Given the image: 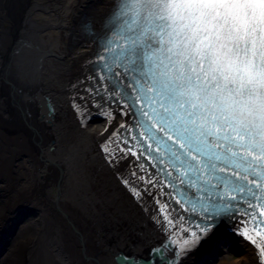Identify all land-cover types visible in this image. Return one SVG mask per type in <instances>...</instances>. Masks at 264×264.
<instances>
[{
  "label": "snow or ice",
  "instance_id": "obj_1",
  "mask_svg": "<svg viewBox=\"0 0 264 264\" xmlns=\"http://www.w3.org/2000/svg\"><path fill=\"white\" fill-rule=\"evenodd\" d=\"M78 35L73 117L103 124L102 169L160 237L117 264H196L234 237L264 264V0H108ZM0 91L24 99L8 64Z\"/></svg>",
  "mask_w": 264,
  "mask_h": 264
},
{
  "label": "bare ground",
  "instance_id": "obj_2",
  "mask_svg": "<svg viewBox=\"0 0 264 264\" xmlns=\"http://www.w3.org/2000/svg\"><path fill=\"white\" fill-rule=\"evenodd\" d=\"M107 4L0 0V67L10 65L24 90V99L17 97L19 120L0 91V264H117L120 254L148 257L160 241L100 165L95 148L103 124L94 120L82 130L69 106V84L88 55L78 26L86 13L102 15ZM28 126L46 145L43 159L54 158L63 169L59 186ZM254 253L234 237L195 259L256 264Z\"/></svg>",
  "mask_w": 264,
  "mask_h": 264
},
{
  "label": "rangeland",
  "instance_id": "obj_3",
  "mask_svg": "<svg viewBox=\"0 0 264 264\" xmlns=\"http://www.w3.org/2000/svg\"><path fill=\"white\" fill-rule=\"evenodd\" d=\"M207 261H208V263H209V264H211V261H212V260H211V259H209V260H207ZM115 264H116V263H115Z\"/></svg>",
  "mask_w": 264,
  "mask_h": 264
},
{
  "label": "water",
  "instance_id": "obj_4",
  "mask_svg": "<svg viewBox=\"0 0 264 264\" xmlns=\"http://www.w3.org/2000/svg\"><path fill=\"white\" fill-rule=\"evenodd\" d=\"M117 261V260H116Z\"/></svg>",
  "mask_w": 264,
  "mask_h": 264
}]
</instances>
